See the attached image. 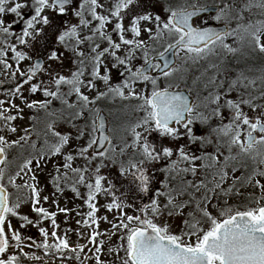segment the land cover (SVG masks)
<instances>
[{
  "label": "snow or ice",
  "instance_id": "6c2138e0",
  "mask_svg": "<svg viewBox=\"0 0 264 264\" xmlns=\"http://www.w3.org/2000/svg\"><path fill=\"white\" fill-rule=\"evenodd\" d=\"M252 7L264 14V0H248L239 19L243 10ZM231 8L230 4L219 7L212 19L226 18ZM207 10L206 5L175 0H79L76 7L72 0H0V75L7 78L0 80V86L12 85L3 89L0 99V264H47L48 259L52 264L71 259L78 264H109L101 259L102 253L113 257L110 264H264V104L255 103L264 99V70L257 78L258 96L240 92L241 87H256V79L243 72L226 87L221 81L200 103L190 102L168 82L180 72L169 55L195 64L216 55L218 47L236 53L238 49L226 43L229 37L264 53V19L218 30L199 16ZM69 11L78 23L64 21L54 40L72 54L75 70L62 74L53 64L63 65L64 53L52 46L41 58L35 46L43 47L45 29L51 27L48 13L63 16ZM8 14L14 16L10 22L4 19ZM17 23L22 24L19 33L12 27ZM139 58L143 63L137 65ZM24 61L30 62L26 68L21 67ZM38 75L46 79H37ZM216 78L213 75L209 83L215 84ZM25 91L42 93L44 99H29ZM233 91L238 95L232 97ZM117 97L137 101L134 110L142 113L121 126L126 135L120 137V146L104 134L105 119L98 106ZM17 98L24 107L44 110L53 119L46 123L40 148L31 143L35 155L23 157L9 171V149L22 146L30 136L27 128L18 139L5 134L16 133L13 122L24 118ZM53 101L61 107L50 111ZM61 120L71 124L75 133L57 131ZM197 122L207 127V134L194 132ZM182 137L188 144L174 143ZM197 143L199 155L189 147ZM209 146L214 151H207ZM54 157H62V162L54 164V175L49 174L55 189L52 211L44 206L50 197L42 194L36 170ZM78 159L83 163L74 166ZM113 167L118 177L102 171ZM240 169L244 171L235 175ZM157 173L163 175L159 187L154 186ZM189 174L193 179H185ZM198 175L202 178L195 179ZM117 178L122 181L119 187ZM246 186L261 194L230 204L228 198L239 196V189ZM65 188L87 207L86 212L76 211L82 217L76 224L89 232L67 228L60 234L58 213L65 214L67 223L74 211L61 207L55 198ZM100 197L106 200L103 205ZM24 204L36 214L35 221L21 213ZM101 208L112 213V219L99 215ZM185 209H189L186 215ZM178 216L183 217V227L174 231L165 217ZM45 220L50 221L51 231L40 226ZM101 221L110 228L101 232ZM30 225L38 228L41 239L24 235L22 229ZM72 231L78 238L75 243L68 235ZM114 236L117 244L112 243ZM101 237L107 239L106 252V239ZM33 248L42 250L43 256Z\"/></svg>",
  "mask_w": 264,
  "mask_h": 264
},
{
  "label": "rangeland",
  "instance_id": "374dc122",
  "mask_svg": "<svg viewBox=\"0 0 264 264\" xmlns=\"http://www.w3.org/2000/svg\"><path fill=\"white\" fill-rule=\"evenodd\" d=\"M73 5L72 7L78 6L79 0H72ZM215 2L220 3L221 7H223L225 4H230L232 5L230 14L226 18H222L219 21H215L212 19L213 16L216 14H211L202 17L203 19L207 20L208 24L207 25H221V24H226L228 27L231 28H236L237 24H245L248 23L249 21H252L253 23L257 20L264 19V14H262V10L256 7H252L250 10H243V19H239V14L240 10L243 8V5L248 3V0H175V3L177 4H185V3H196V4H201V5H214ZM253 3L256 2V0H252ZM27 14V10H22ZM49 17L50 20L52 21L51 27H48L45 29L46 35L42 38L41 43L43 44V47L41 44H37L36 47V52L40 54L41 58H43L46 55V52L48 48L55 46L59 49V51L64 53V63L63 65L60 64H53V67H56L58 71H61L62 74H70L71 71L75 70V65L72 64V54L68 52L66 49L63 48L62 45H57L55 44L54 37L57 33L58 29H61L62 26L64 25V21H70L71 23H78V18L75 17V15L69 11L67 14L61 16L54 14L52 12H49ZM14 18L13 14H8L4 17V19L8 22L12 21ZM200 20H196V24H200ZM13 30L16 33H19L22 24H13L12 25ZM111 29V26H109V31ZM226 43L230 44L232 47L237 48L240 50L239 42L236 40L235 37H229L226 40ZM217 54L216 55H210L207 58L200 60L199 62L193 64L192 62H188V64H184L183 61L179 58H176L177 63L176 66L180 67V72L177 73L175 77H173L170 81L174 85V90L176 89H188L190 91V95L193 98V103H200L205 96L208 95L209 92L213 91V89H216L217 86L221 83V81H224L225 87L227 84L235 79L240 72H243L241 70L240 66L238 63L234 62V58L237 54L236 53H229L224 49L217 48L216 50ZM32 55H35V53H30ZM264 54V53H260ZM155 56V53L152 54ZM182 55V54H181ZM30 62L29 61H24L21 64L22 68H26ZM137 65L140 63H143L142 58H139L136 61ZM211 64L217 65L216 68L210 67ZM115 72V70H113ZM258 73L254 76V74L251 76L249 74L247 75L251 79H256V87H253L249 85L248 89L240 88V92H251L253 95H259L260 91V81L257 79L262 71H257ZM216 75V83L212 84L209 83L210 78ZM7 78L4 75H0V80H6ZM37 79H46V77H40L38 75ZM161 81L163 83V78L161 77ZM244 83H247L245 81ZM176 85H179V87H175ZM12 85L10 83H5L4 85L0 86V99H3L4 96L2 94L3 89L11 87ZM28 85H25V88H27ZM222 90V89H221ZM94 94V93H90ZM24 95L26 97H29V99H44L42 93H36L34 95H30L27 91L24 92ZM238 95L236 91H233L231 93L232 97H235ZM74 99V97H72ZM17 104H20L21 107H24L22 102L17 98L15 100ZM137 101L135 100H122L120 98H115V99H107L103 100L102 102L99 103V107L102 109L101 112H103L109 122V134L113 137V142L117 146H120L119 141L120 137L122 135H126V133L122 132L121 126H125L129 122H134L142 113L137 112L134 110V106L136 105ZM255 103L258 104H264V99H259L255 101ZM61 107L59 101H53L52 105H50L49 110L53 109H59ZM246 111H250V109L245 106ZM224 114L227 115V110H224ZM59 115V113H57ZM36 116V120H32L31 117ZM23 119L18 118L16 121L13 123L15 126L18 128V131L16 133H5L9 139H18L21 135H24L23 129L27 128L30 132L29 140L27 142L22 141L21 148L24 150H32L31 148V143L35 142L37 149L40 148V146L43 143L44 139V130L46 123L50 120L53 119L52 117H48L47 114L44 112V110H36V109H28L24 107V112H23ZM73 123H82V121H73ZM215 123V121H213ZM116 129V131H112L113 129ZM56 130L60 131L61 133L65 132H73L75 133V129L72 128L71 124L65 123L64 121H59L56 125ZM183 131V129H182ZM194 132L197 135H205L208 132V129L206 126H203L199 124L198 122L194 125ZM156 134L153 133L152 139H155ZM75 143V142H73ZM83 143V141H81ZM165 143H170V141L165 140ZM175 144H188V141L186 138L182 137L180 140L175 141ZM190 150L196 152L197 155L200 154L199 151V144H193L189 145ZM15 149L16 146L13 148L9 149V154H8V160L11 162L9 165V171H14L15 170V165L14 162L17 160L13 157L10 159L11 155L15 154ZM129 151H131L129 149ZM207 151H214V146H209L207 148ZM225 155H227V151L225 150ZM223 159V157H221ZM19 162V160H18ZM62 162V157H54L51 160H48L46 163H42L41 169L36 170V175L39 179V183L42 187H44V192L42 193L43 195H49L50 200L49 202L45 203L44 206L48 207L50 210L55 211L56 208L54 205L51 204V199L52 193L55 191V189L52 186L51 183V174H55L53 171L54 164L55 163H61ZM83 163L82 160H77L74 164V166L81 165ZM112 170V173L109 171ZM106 174H110L112 177H118V173L116 171V168L113 167L111 169H103L102 170ZM238 171L235 173V175L238 176ZM202 178L200 175H198L195 179H200ZM163 179V178H162ZM179 177H177V180ZM185 179H193V177L189 174L185 177ZM161 180L160 178H157L156 181H154V186L159 187L158 181ZM20 183L21 181L18 179L17 181ZM118 187L122 183L120 179L117 178L116 180ZM126 184V182H123ZM228 183H231V180L228 181ZM227 186V184L225 185ZM11 190V189H10ZM81 192L84 191V188L81 186L80 187ZM256 196H259L260 190L256 189V192H254ZM55 198L58 200L59 204L61 207L67 206L70 209H74L71 213L68 214L67 217V223H65V214L63 213H58L57 215V222L60 224V234H63V231L67 228L71 229H77L79 228L81 231H84L85 233L89 232L90 229H85L83 226L77 225L76 221L78 219H82L81 216L76 215V211L80 212H86L87 207L83 206V202L80 199L75 198L74 194L71 192L70 189L65 188V191L63 194L61 193H56ZM240 198V197H239ZM238 198V199H239ZM179 199H187V197H181ZM238 199H232L231 197L228 198V201L230 204H235V202ZM145 202H147V197L144 198ZM99 203L103 205L106 203V200L104 197L99 198ZM215 203V201H214ZM77 205H81L79 209L76 208ZM22 214H29L30 218L33 219L34 221L37 219L36 214L31 212L30 205L29 204H24L22 205L20 209ZM189 209H185V215ZM107 214L109 216V219H112V213H106L103 208H101V211L99 215L103 216ZM167 222H169L172 226V229L174 231H179L181 227H183L182 220L183 217H174V218H167L165 217ZM13 224L16 227H19V221L18 223L14 221L13 219ZM40 226L47 227L49 231H51L52 226L50 221H43ZM110 225L104 221L100 222L99 225V230L103 232L105 229H109ZM24 235H30L36 238L37 240L41 239L38 228L30 225L22 229ZM70 240L72 243L77 242V235L75 231L69 232L68 233ZM105 238V237H101ZM106 239V238H105ZM79 242L85 243L86 241L80 240ZM119 241L117 240V237H112V243L117 244ZM107 248V239H106V247H105V252ZM26 251L28 250L27 248L25 249ZM31 251L37 252L38 255L43 256L42 250H37L35 248L31 249ZM87 249H85V252L87 253ZM101 259L105 260L107 262H110L113 260V257L110 255H106L104 253L101 254ZM27 264H36L34 261H28ZM47 264H52V261L50 259L47 260ZM56 264H59V260L56 261ZM67 264H78L77 261L74 259H71L67 262ZM89 264H94V261H90Z\"/></svg>",
  "mask_w": 264,
  "mask_h": 264
},
{
  "label": "trees",
  "instance_id": "16d2710c",
  "mask_svg": "<svg viewBox=\"0 0 264 264\" xmlns=\"http://www.w3.org/2000/svg\"><path fill=\"white\" fill-rule=\"evenodd\" d=\"M214 5H219L221 7L220 3L218 4V2H215ZM239 46H240V50H238V52L234 58V62L238 63L241 70H243V73H245V74L247 73L251 76L254 74V76H255L258 73L257 71L264 70V54H260V52L258 50H252L251 48H248V47H242L240 43H239ZM29 154L35 155V153L31 150L26 151L23 148H21V146H16L15 154L10 156V159L13 157H15L14 160L17 159L14 162L15 168H16V165L18 163L22 162L23 157H26ZM18 160H19V162H18ZM46 162H44V163H46ZM243 171H244V169H240L237 173L238 176ZM109 172L112 173V170H110ZM157 178L162 179L163 175L157 173L156 179ZM239 192H240L239 196H236V195L231 196L232 199L233 198L238 199L240 197L235 202V204L239 203V202H246V197H248L250 194H253L256 196V194L254 193V192H256V189L252 188L251 186L242 187L239 189ZM14 221L18 223L17 219H14Z\"/></svg>",
  "mask_w": 264,
  "mask_h": 264
},
{
  "label": "water",
  "instance_id": "95a60500",
  "mask_svg": "<svg viewBox=\"0 0 264 264\" xmlns=\"http://www.w3.org/2000/svg\"><path fill=\"white\" fill-rule=\"evenodd\" d=\"M219 7L218 6H207V11L205 12H201L199 13V16L200 17H204V16H207V15H210V14H216V11ZM194 20H196V18L194 17ZM207 26H211V27H215L217 28L218 30H222L224 29L227 25L226 24H222V25H207ZM228 27V26H227ZM168 59L170 61L172 60H175V65H176V58L172 57L171 55H169ZM157 62H160L162 64V61H157ZM174 65V66H175ZM153 75H159V72L158 71H153L152 72ZM175 91H179V92H182L185 96H187L189 98V101L190 102H193V99L192 97L190 96V92L188 89H176ZM101 115L104 117L105 119V132L104 134H108L109 135V130H108V118L107 116L101 112ZM97 135H99V133H97ZM98 147V146H97Z\"/></svg>",
  "mask_w": 264,
  "mask_h": 264
}]
</instances>
